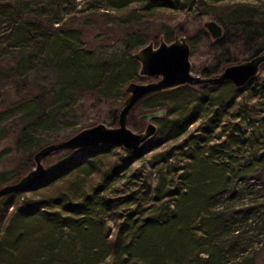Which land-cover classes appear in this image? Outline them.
<instances>
[{
	"label": "trees",
	"instance_id": "16d2710c",
	"mask_svg": "<svg viewBox=\"0 0 264 264\" xmlns=\"http://www.w3.org/2000/svg\"><path fill=\"white\" fill-rule=\"evenodd\" d=\"M74 2L0 0V137L11 132L14 145L0 183L24 172L38 146L69 134L42 138L67 95L111 96L107 123H116V96L133 73L141 76L133 48L161 32H185L191 47L194 36L207 34L184 22L156 26L160 10L197 8L220 22L202 73L264 49V0H90L82 16L72 12ZM92 26L124 39L129 72L120 57H85L81 40ZM225 85L229 94L221 93ZM160 106L157 131L137 148L119 152L105 143L49 153L46 173L29 188L34 197L2 194L0 264H264V76L158 90L131 109L128 122L142 123L139 111ZM180 137L152 160L153 184L109 190L143 152Z\"/></svg>",
	"mask_w": 264,
	"mask_h": 264
},
{
	"label": "water",
	"instance_id": "95a60500",
	"mask_svg": "<svg viewBox=\"0 0 264 264\" xmlns=\"http://www.w3.org/2000/svg\"><path fill=\"white\" fill-rule=\"evenodd\" d=\"M204 26L213 38L219 37L223 27L214 17L203 20ZM191 45L185 32L175 31L171 38L161 32L157 42L153 38L131 50V55L138 61L137 73L149 77L146 80L130 78L124 85L125 94L120 102L116 123L104 120L82 125L64 137L50 140L38 146L32 154L33 163L16 179L0 183V196L10 191L29 189L34 182L46 173L44 157L64 148H96L105 143L119 144L124 148H137L142 142L157 131L156 115L165 107L144 109L137 113L144 124L134 129L128 124V113L146 95L183 83L231 82L242 85L251 77L261 73L264 64V49L248 57L230 61L220 69L205 74L194 71L190 59Z\"/></svg>",
	"mask_w": 264,
	"mask_h": 264
},
{
	"label": "rangeland",
	"instance_id": "374dc122",
	"mask_svg": "<svg viewBox=\"0 0 264 264\" xmlns=\"http://www.w3.org/2000/svg\"><path fill=\"white\" fill-rule=\"evenodd\" d=\"M90 0H75L73 3L72 12L75 13L76 16H82L81 8L87 5ZM65 15V12H62ZM212 17L210 14L203 13L199 9L195 8H187V7H179L175 9H162L157 14L155 18V25H159L161 21H164L166 25L174 26L178 25V23L184 22L189 28L190 32L201 28L200 31H206V35H199L198 37L194 36V44L191 47L190 59L192 62V68L194 71H200L202 67L206 66L210 61H212V55L214 53V48L212 46L213 37L208 32L207 28L203 24V20L206 18ZM79 25L78 23H76ZM99 27H87L86 31L83 35V39L81 40V48L82 50H87L88 52L84 53L86 58L95 59L101 61V59H106L114 55L115 57H120L119 59H124L121 61L123 67H125V71L129 72L132 69L131 62L127 59V52L125 49L124 39L121 36H114V32H108L106 34L99 31ZM112 31V30H111ZM199 31V32H200ZM102 34H100V33ZM0 35L3 36L0 39V43H5V36L0 31ZM157 42V39L155 40ZM5 45V44H4ZM44 54H51L52 52L47 50H42ZM34 56V55H32ZM36 59V56H35ZM109 60V59H108ZM90 62V60H88ZM107 63V62H106ZM40 64V63H39ZM48 68L47 66H45ZM264 71V67L262 68ZM46 74L48 77H52L54 75L53 70H47ZM134 75V77H133ZM131 78L146 80L149 77L147 76H136L133 73ZM130 78L124 76V80ZM6 80L3 81L6 84ZM126 81H124L125 85ZM221 93L229 94L231 92L230 87L225 85L221 89ZM198 93V91L194 92ZM124 94H118L116 96V101L121 102ZM76 96V95H75ZM77 97V98H76ZM74 97L73 95H67L64 100L66 101L62 108H60L54 117H57L56 120L52 116L51 124L45 125L42 130V138H52L54 136H62L64 134L70 133L74 131L78 127L94 122L96 120H104L106 122L109 121V110L111 106L114 104L113 98L101 96V98L92 96L89 97L87 95H79ZM158 98H152L150 102L157 101ZM71 107H74L73 109ZM139 107V106H137ZM136 107V108H137ZM138 109V108H137ZM67 111L66 118L61 116V111ZM76 118L77 120L72 124H69L68 121L70 119ZM161 117H156L154 120L159 122ZM54 121V122H53ZM53 122V123H52ZM128 124L134 128L139 129L143 126L144 122H140L137 125L128 122ZM43 126V125H42ZM195 126V123L191 124V128ZM8 131L10 129V125L6 126ZM181 140V137L174 140L169 139L165 140L159 144V146L153 147L146 152H143L140 157L135 158L126 168L124 173L120 172L117 175H114L111 179L109 190L112 192L124 193L126 190L131 189L133 186L139 185L141 183L144 184H153L156 178L159 175L158 170L152 163L154 157L167 147H171L172 145H177V143ZM13 144V136L12 133L8 132L6 135L0 137V167L9 166L13 162L14 158V145ZM116 145L114 147L119 152H123L124 148L119 144H111ZM23 196L34 197V191L31 189H26L21 191V198ZM114 224H112L113 228ZM204 255V253H202Z\"/></svg>",
	"mask_w": 264,
	"mask_h": 264
}]
</instances>
